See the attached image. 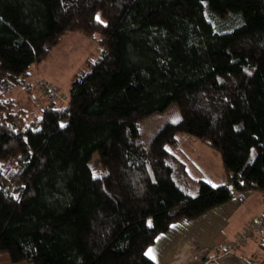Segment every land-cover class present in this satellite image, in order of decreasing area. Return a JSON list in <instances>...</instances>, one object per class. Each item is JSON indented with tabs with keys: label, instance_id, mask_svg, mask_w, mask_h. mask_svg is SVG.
<instances>
[{
	"label": "trees",
	"instance_id": "obj_1",
	"mask_svg": "<svg viewBox=\"0 0 264 264\" xmlns=\"http://www.w3.org/2000/svg\"><path fill=\"white\" fill-rule=\"evenodd\" d=\"M69 33L97 58L67 106L26 109L14 92L38 99L31 68ZM173 104L181 119L147 142ZM185 138L220 154L227 184L190 176ZM246 193L264 196V0H0V254L156 264L173 225Z\"/></svg>",
	"mask_w": 264,
	"mask_h": 264
},
{
	"label": "rangeland",
	"instance_id": "obj_2",
	"mask_svg": "<svg viewBox=\"0 0 264 264\" xmlns=\"http://www.w3.org/2000/svg\"><path fill=\"white\" fill-rule=\"evenodd\" d=\"M98 53L99 47L96 38H88L81 33H69L51 52L47 60L37 63L31 68L28 81L34 85V91L38 99L34 98L32 100L29 95L21 90L15 91L13 97L17 98L23 107L35 112H38L43 105L38 104L39 101L42 103L50 101L55 102L58 106H67L72 84L88 70V61H95ZM40 82L58 88L60 96L56 98L46 93L40 87ZM32 101L38 102L33 104ZM180 119L181 111L176 104L170 106L166 112L157 113L148 118L141 125L146 135V141L150 142L166 123H176ZM177 148L192 178L207 181L214 186L223 185V177L226 176V172L218 152L202 142L185 141L184 139ZM97 166L98 164H96ZM258 194L262 196L260 193H250L253 202L251 200L245 202V196L247 195L241 197L244 201L240 204L239 211L247 216L248 225L252 223L254 215L264 209V199L263 203H259L258 199L255 202V198H259Z\"/></svg>",
	"mask_w": 264,
	"mask_h": 264
},
{
	"label": "crops",
	"instance_id": "obj_3",
	"mask_svg": "<svg viewBox=\"0 0 264 264\" xmlns=\"http://www.w3.org/2000/svg\"><path fill=\"white\" fill-rule=\"evenodd\" d=\"M184 140L189 141L187 138ZM223 179V184H227V174ZM243 195H247L245 202L254 201L250 193L237 194L233 202L198 220L182 221L173 225L169 232L161 235L149 249L151 253L148 256L156 264H264V232L237 251L227 249L228 245L251 225L246 221L247 216L239 211L240 204L244 201L241 198ZM258 196L255 202L258 199L259 203H263L264 196ZM263 214L264 209L254 215L252 222ZM0 264L14 263L9 255L1 253Z\"/></svg>",
	"mask_w": 264,
	"mask_h": 264
},
{
	"label": "built area",
	"instance_id": "obj_4",
	"mask_svg": "<svg viewBox=\"0 0 264 264\" xmlns=\"http://www.w3.org/2000/svg\"><path fill=\"white\" fill-rule=\"evenodd\" d=\"M40 87L50 92V94L56 98L60 96L58 90L54 86H49L45 82H40ZM261 232H264V216L254 221L237 237L235 241L231 242L227 247L228 251L239 250L242 246L246 245L248 241L252 240Z\"/></svg>",
	"mask_w": 264,
	"mask_h": 264
},
{
	"label": "snow or ice",
	"instance_id": "obj_5",
	"mask_svg": "<svg viewBox=\"0 0 264 264\" xmlns=\"http://www.w3.org/2000/svg\"><path fill=\"white\" fill-rule=\"evenodd\" d=\"M96 19L99 21L100 17H99V14L97 15ZM151 253V250H149V253L147 254H150Z\"/></svg>",
	"mask_w": 264,
	"mask_h": 264
}]
</instances>
